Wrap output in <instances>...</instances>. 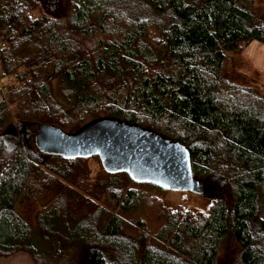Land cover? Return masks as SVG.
<instances>
[{
  "label": "trees",
  "instance_id": "16d2710c",
  "mask_svg": "<svg viewBox=\"0 0 264 264\" xmlns=\"http://www.w3.org/2000/svg\"><path fill=\"white\" fill-rule=\"evenodd\" d=\"M67 2L48 17L36 0H0L1 76L16 75L0 94V257L217 264L229 240L234 264H264V94L227 71L229 55L264 45V0ZM57 79L67 103L51 90ZM23 96L12 119L8 98ZM99 118L185 147L207 212L166 209L168 190L108 174L97 156L27 155L39 127L71 135ZM154 204L159 229L136 220L129 240L128 217Z\"/></svg>",
  "mask_w": 264,
  "mask_h": 264
},
{
  "label": "water",
  "instance_id": "95a60500",
  "mask_svg": "<svg viewBox=\"0 0 264 264\" xmlns=\"http://www.w3.org/2000/svg\"><path fill=\"white\" fill-rule=\"evenodd\" d=\"M35 145L44 153L64 159L97 156L106 173H124L138 184L176 192L203 193L193 179L185 147L149 129L117 119H95L71 135L55 127L41 126Z\"/></svg>",
  "mask_w": 264,
  "mask_h": 264
},
{
  "label": "rangeland",
  "instance_id": "374dc122",
  "mask_svg": "<svg viewBox=\"0 0 264 264\" xmlns=\"http://www.w3.org/2000/svg\"><path fill=\"white\" fill-rule=\"evenodd\" d=\"M40 9L49 17H59L64 16L67 13V0H36ZM227 71L230 75H233L235 80L239 83L245 85H251L258 88L264 94V45L258 42H251L244 46L243 52L239 56L229 55V60L227 62ZM51 90L58 100L69 102L70 95H64L66 93V88H64V83L62 80H52L50 82ZM14 100V99H12ZM8 98V103L10 104L11 118L14 117L13 111L18 108L19 104L24 101V96L15 100L11 103ZM13 119V118H12ZM24 147V144L22 142ZM26 150V148L24 147ZM29 150H27V155L35 163H40L41 152L40 149L29 143ZM43 155V154H42ZM96 168V167H95ZM93 170V166H92ZM96 171H93V175ZM162 198V204L166 209L176 210L180 208L182 211H188L194 214L206 213L208 207L211 204V199L203 197L198 194L176 192V191H163L159 193ZM102 203L101 205H103ZM156 211L154 212L151 208H145L143 211H139L131 214L128 217V225L126 229V235L129 240L137 236L135 231V221L142 220V222L151 228V232H156L160 227V221L158 218L157 207L154 204ZM106 207V206H104ZM108 207V206H107ZM106 209L111 211L109 206ZM264 219V209L262 212ZM144 232V231H143ZM149 242L153 241L148 238ZM147 239V240H148ZM151 240V241H150ZM237 256V248L232 243V241L224 240L219 248L217 264H234ZM0 264H33L30 257L26 254H17L10 257H0Z\"/></svg>",
  "mask_w": 264,
  "mask_h": 264
},
{
  "label": "built area",
  "instance_id": "2783aa9c",
  "mask_svg": "<svg viewBox=\"0 0 264 264\" xmlns=\"http://www.w3.org/2000/svg\"><path fill=\"white\" fill-rule=\"evenodd\" d=\"M4 44L0 45V48H4ZM16 78V75H11L8 77H2L1 76V68H0V94L2 96L6 95L5 87L12 84L13 80Z\"/></svg>",
  "mask_w": 264,
  "mask_h": 264
}]
</instances>
